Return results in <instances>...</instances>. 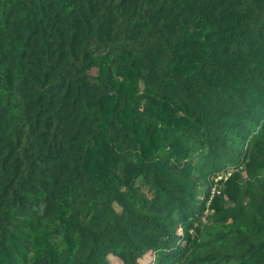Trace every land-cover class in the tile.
<instances>
[{
	"label": "trees",
	"instance_id": "1",
	"mask_svg": "<svg viewBox=\"0 0 264 264\" xmlns=\"http://www.w3.org/2000/svg\"><path fill=\"white\" fill-rule=\"evenodd\" d=\"M111 258L264 264V0H0V264Z\"/></svg>",
	"mask_w": 264,
	"mask_h": 264
},
{
	"label": "rangeland",
	"instance_id": "2",
	"mask_svg": "<svg viewBox=\"0 0 264 264\" xmlns=\"http://www.w3.org/2000/svg\"><path fill=\"white\" fill-rule=\"evenodd\" d=\"M111 260H112L113 264H122L121 261L117 258H111Z\"/></svg>",
	"mask_w": 264,
	"mask_h": 264
}]
</instances>
